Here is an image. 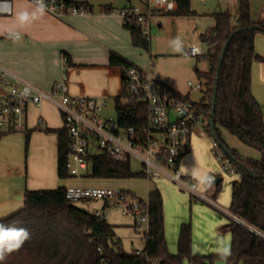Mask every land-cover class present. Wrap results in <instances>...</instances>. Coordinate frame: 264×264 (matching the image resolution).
<instances>
[{
  "label": "trees",
  "instance_id": "1",
  "mask_svg": "<svg viewBox=\"0 0 264 264\" xmlns=\"http://www.w3.org/2000/svg\"><path fill=\"white\" fill-rule=\"evenodd\" d=\"M70 4H82L68 0ZM177 9L170 11L175 16L194 15L191 0H176ZM87 4V3H86ZM215 25L201 34L207 51L198 58L209 63L208 71H197L205 80V88L199 104L209 118L212 99L218 87L215 118L217 135L230 154L239 160L237 172L241 180L233 182L231 211L250 226L236 220L231 222L232 246L228 256L233 264H264V109L252 92V66L255 60L264 61L255 44L256 34L264 32V21H253L250 0H238L237 15L229 11L213 14ZM130 30L135 46L149 49L150 41L145 39L137 22L125 24ZM232 37L220 67L217 69L223 47ZM110 63L126 67L132 64L116 52H111ZM219 126L237 135L243 142L263 152L260 160L240 156L222 140ZM206 130L211 135L210 125ZM58 134V173L61 178L71 176L65 167L69 137L67 128H47ZM30 133L27 134V142ZM225 151V150H224ZM226 152V151H225ZM228 155V153L226 152ZM229 156V155H228ZM92 175L102 178H126L144 176L136 173L131 163L115 160L107 154L91 157ZM66 186L56 188L26 189L24 207L16 213L0 218V224L8 227L25 228L30 239L7 254L0 264H183L189 257L196 264H212L219 257L200 256L192 253L190 224H184L179 239V251L174 254L168 249L165 235L163 197L155 186L149 189L150 225L144 234L145 247L140 254L125 251L122 240L116 235L114 226L103 216L70 202L66 197Z\"/></svg>",
  "mask_w": 264,
  "mask_h": 264
},
{
  "label": "built area",
  "instance_id": "2",
  "mask_svg": "<svg viewBox=\"0 0 264 264\" xmlns=\"http://www.w3.org/2000/svg\"><path fill=\"white\" fill-rule=\"evenodd\" d=\"M56 18L67 15H90L92 8L86 3L70 4L68 0H29ZM143 3L119 8L117 14L124 23L137 22L145 39L150 40L154 17L177 9L176 0H142ZM12 0H0V16L12 15ZM19 38L20 34H11ZM185 56H202L198 44L186 46ZM63 76L50 92L16 78L0 65V135L16 131H28L29 108L53 102L59 109L67 128L69 144L65 167L72 176L89 172L93 166L91 157L107 154L109 157L130 162L138 159L145 167V175L151 179L169 177L181 188L197 198L214 203L210 193L223 173H237L236 161L228 156L221 145L212 140L215 155L221 164V172L208 173L201 181L188 177L180 163L188 153L191 137L198 126L207 132L209 118L197 101L189 94L171 88L152 72V60L147 68L130 64L122 68L120 92L116 95H92L72 90L68 73V57ZM190 87L203 93L205 80L200 77L189 82ZM113 102V114L108 113ZM45 119L40 116L39 126ZM66 197L74 204L85 201L114 198L124 214L135 218V227L149 230L150 208L148 201L123 189L104 186H70ZM97 216H102L96 211ZM237 221H242L236 216ZM144 225L146 227H144ZM140 254L141 251H136Z\"/></svg>",
  "mask_w": 264,
  "mask_h": 264
},
{
  "label": "crops",
  "instance_id": "3",
  "mask_svg": "<svg viewBox=\"0 0 264 264\" xmlns=\"http://www.w3.org/2000/svg\"><path fill=\"white\" fill-rule=\"evenodd\" d=\"M73 1L86 2L92 8V14L67 15L59 19L29 0H12V15L0 16V65L10 73V80L15 81L18 78L31 83L41 90L50 92L55 83L63 76L65 65L63 60L64 54L68 57V73L74 92L92 95H116L120 92L122 68L119 65H112L110 63L111 52L120 54L131 63L137 64L140 62L137 52V49H140V47L133 44L130 30L125 26L123 17L116 12L119 8L143 2L142 0H125V2H114V0ZM199 1L205 2L206 0ZM236 3L238 12V0ZM216 12L219 11L210 13L213 17V23L209 27L215 25L213 14ZM237 12L235 15H237ZM250 13L253 21H264V0H261L260 11L256 12L255 15L251 11L250 0ZM161 14L172 15L171 13ZM197 15L199 14L195 11V14L190 16L194 17ZM158 25L162 27L161 22H158ZM13 33L20 34V37H13L11 35ZM151 56H149L147 66L146 63L144 65H137L143 68L149 67L152 60ZM258 71V79L264 81V64L258 66ZM169 86L178 91L173 86ZM54 111L58 112L61 117L62 123L59 125L53 121ZM40 116L45 119L43 125H46V128L56 130L65 126L63 117L53 102L45 101L41 106H31L29 108L30 129L25 131L26 136L30 133L31 138L32 133L35 131L34 135L42 134L45 137H56L57 141L55 174L50 178H45L44 174H42L40 178L33 180L35 184L30 186L29 189L56 188L60 184H64V179H61L58 173V134L57 132L42 130L43 125L39 126L38 124ZM198 133L205 136L209 134L206 131H199ZM201 155L202 152L199 145L196 148L190 145L188 153L182 158L180 163V167L184 170L185 174L195 180L196 178L191 174L200 178H203L205 174L198 175V172L191 166L193 161ZM220 172L221 168L214 173L219 174ZM223 174L219 177L220 182L214 186L210 193V197L214 200V203L204 202L192 193L190 196L188 194L187 196L183 195L180 197L181 202L179 204V211L180 206L182 210L178 214L175 211L176 215L173 218L170 217L168 220L164 216L166 241L171 253H178L181 229L184 224H190L193 254L200 256L217 255L219 256L217 258H223L230 254L233 239L231 222L232 220L237 221V219L236 215L231 211L232 196L230 197L228 194L232 189L233 182L241 180V175L238 172L230 174L231 176L240 177L237 180L231 181L226 186L227 195L225 196L221 192V183L224 180ZM15 195L19 199L24 200V193L19 195L15 193ZM10 199L9 196L3 195L0 198V205L5 201L8 203ZM98 201H101L102 206L95 207L92 210L79 205L81 202L76 203V205L94 214L96 211H100L102 216L106 218L104 209L108 207V203L102 200H95L94 202ZM219 202L225 204L221 205ZM206 203L214 207L217 212H213L210 208L206 207ZM19 208H21V204L15 207L12 206V208L6 209V213L2 216L8 217L16 213ZM130 216L131 220L124 221L114 220L110 222L106 218L114 226V231L121 240L122 237L118 235L117 230H119V227L123 223L131 222L129 223L130 226L135 227V218L132 215ZM133 219L134 224H132ZM242 221L244 222L243 219ZM141 237V240L134 238L131 244L124 245L127 252L143 251L145 241L144 236ZM225 248L227 249L226 254L224 252ZM217 260L222 261L220 259ZM215 262L212 264L217 263ZM224 262L233 264L227 260H224ZM183 264L196 263L192 262L189 257H185Z\"/></svg>",
  "mask_w": 264,
  "mask_h": 264
},
{
  "label": "rangeland",
  "instance_id": "4",
  "mask_svg": "<svg viewBox=\"0 0 264 264\" xmlns=\"http://www.w3.org/2000/svg\"><path fill=\"white\" fill-rule=\"evenodd\" d=\"M114 2H125V0H114ZM236 2L237 0H206L205 2L191 0V9L199 14L197 16L158 14L154 17L152 34L149 40V49L147 50L141 47L137 49L140 58V62L137 64L144 65L146 63L147 66L149 56L152 55V72L156 78L165 81L168 85L173 86L183 94H189L193 101L200 102L202 93L193 90L189 82H196L200 78L197 71H207L209 63L203 58L185 56L183 53L174 52L170 41L175 37H180L185 45L187 44V46H190L196 43L202 47L205 53L207 51V45L201 40V34L213 23V17L210 13L220 10H229L235 16L237 12ZM260 7L261 0H251V11L253 15L260 11ZM158 22L162 23V27L158 25ZM255 44L258 53L264 56V32H258L256 34ZM263 64L264 62L260 60H255L253 63L252 91L264 109V81L258 79V66H262ZM113 110V102H110L107 111L113 114ZM53 121H55L57 125L62 123L58 112H53ZM46 127V125H43L42 130L45 131L47 129ZM201 127L202 126H198L194 131L195 133L192 134L191 146L193 145V148H196V146L199 145L202 155L195 159L191 166L198 172V175L205 173V177L209 172L214 173L219 171L221 164L212 147V140L214 138L209 134L208 136L200 135L198 133L199 131L205 132ZM219 132L222 140L229 148L236 149L241 157L254 160H260L263 157L261 150L243 142L237 135L228 129L219 126ZM34 133L35 131L32 133L29 142H27V136L24 131L9 132L0 135V198H2L3 195H7L11 198L8 203L5 201L0 205V218L4 217L2 215L6 213V209L12 208V206L15 207L21 204V208L24 207V200L19 199L15 193L18 195L25 193L26 189H29L30 186L35 184L33 180L40 178L42 174H44L45 178H50L55 174V162L57 157L56 137H45L42 134L34 135ZM131 169L136 173L145 171L144 165L136 158L131 159ZM191 175L196 178V181L204 178H200L194 174ZM223 176L224 180L221 183V192L226 196V186L229 185L231 181L237 180L240 176H231L226 172ZM61 179H64V184L60 185L69 187L104 186L123 188L146 201H148L149 189L157 186L163 196V208L166 220L170 217L173 218L182 210L180 206L179 211V204L181 202L180 197L183 195L187 196V194L188 196L191 195L188 190L181 188L166 176L159 179H151L146 175L126 178H102L93 176L92 170H90L89 172H82L78 175H71ZM228 195H230V197L232 196V189ZM102 201L104 202V200ZM107 203L108 207L104 209V213L110 222L114 220H131V216L123 213L122 208L115 203L114 198H110ZM219 203L221 205L225 204H222V202ZM79 205L88 210L102 206L101 201H85L79 203ZM205 205L213 212H217L214 207L207 203ZM175 211H177L176 214L174 213ZM129 223L131 222L123 223L119 227V230H117L118 235L122 237L123 247L125 244H131L134 238H139L141 240V236H143V230L140 232L138 227L130 226ZM241 223L251 226L245 221ZM132 224H134V219ZM144 227L146 226L144 225ZM261 234L264 235L263 233ZM124 249L127 251L126 247ZM217 259L222 261H218ZM224 260L226 259L216 258L214 262L216 261V264H228L224 262ZM238 264L242 263L240 262Z\"/></svg>",
  "mask_w": 264,
  "mask_h": 264
},
{
  "label": "clouds",
  "instance_id": "5",
  "mask_svg": "<svg viewBox=\"0 0 264 264\" xmlns=\"http://www.w3.org/2000/svg\"><path fill=\"white\" fill-rule=\"evenodd\" d=\"M172 50L176 53H184L185 44L180 37H175L170 41ZM30 233L25 228L8 227L0 224V260L7 254L20 248L24 242L30 239ZM225 254L227 249H224Z\"/></svg>",
  "mask_w": 264,
  "mask_h": 264
},
{
  "label": "water",
  "instance_id": "6",
  "mask_svg": "<svg viewBox=\"0 0 264 264\" xmlns=\"http://www.w3.org/2000/svg\"><path fill=\"white\" fill-rule=\"evenodd\" d=\"M238 31H240V29L236 30L231 36L230 38H228L227 42L225 43L224 47H223V50H222V54L220 56V62H219V66H218V69H217V81L219 80V73H220V67H221V64L224 60V56H225V53H226V50H227V47L232 39V37L235 35V33H237ZM217 93H218V87L216 86L215 87V90H214V95H213V99H212V112L210 113V116H209V125H210V129H211V136L221 145V147L228 153V155L233 158L236 162L239 163V160L236 158V157H233L231 154H230V151L229 149L222 144V142L220 141L218 135H217V132H216V118H215V106H216V99H217ZM220 182V179L216 182V184H218ZM251 230L256 232V233H259V231L254 228V227H251Z\"/></svg>",
  "mask_w": 264,
  "mask_h": 264
}]
</instances>
